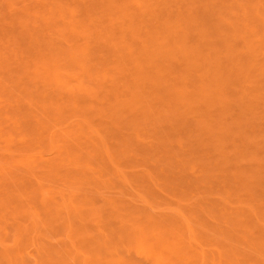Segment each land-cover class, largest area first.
Here are the masks:
<instances>
[{
  "label": "rangeland",
  "instance_id": "1",
  "mask_svg": "<svg viewBox=\"0 0 264 264\" xmlns=\"http://www.w3.org/2000/svg\"><path fill=\"white\" fill-rule=\"evenodd\" d=\"M0 264H264V0H0Z\"/></svg>",
  "mask_w": 264,
  "mask_h": 264
}]
</instances>
